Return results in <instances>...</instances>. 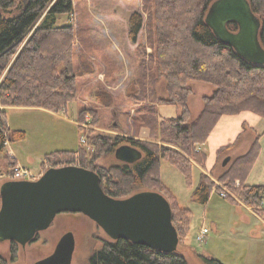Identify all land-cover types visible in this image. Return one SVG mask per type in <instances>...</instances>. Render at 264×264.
<instances>
[{
	"label": "trees",
	"instance_id": "1",
	"mask_svg": "<svg viewBox=\"0 0 264 264\" xmlns=\"http://www.w3.org/2000/svg\"><path fill=\"white\" fill-rule=\"evenodd\" d=\"M213 1L154 0L152 4L150 0L145 8L146 18L145 12L140 10H134L129 16L130 42L137 44L140 32L146 28L148 45L153 47L148 60L146 46L138 45L142 59L135 83L139 88L137 97H146L148 88L153 96L154 103L144 105L139 119L140 127L150 129L152 140L90 130L85 145L47 154V160L55 157L63 166L78 165L94 171L110 197L123 198L137 185L155 187L168 199L179 242L190 233L193 211L181 206L163 181L162 160L176 166L190 185L194 162L201 165L207 162V153L198 146L208 141L225 115L250 111L264 117V65L245 60L234 47L217 38L206 21ZM250 3L262 20L260 39L264 45V0H250ZM74 8L73 0H0V154L5 153L4 157L11 162L6 168L13 174L18 161L6 151L7 143L24 139L27 133L10 128L6 106L43 107L60 112L78 97V72L74 61L76 28L71 22H61L62 17L73 14ZM229 28L237 30L238 25L232 22ZM153 67L156 73H152ZM160 78L167 80L166 97L156 92ZM191 81L214 86L212 95L204 96L205 105L198 116L192 115L188 103ZM166 104L180 105L178 117L160 119L159 105ZM96 111L81 110L80 118L84 119L86 113L96 118ZM92 123L97 125V118ZM261 136L260 133L248 153L236 159L221 181L234 184L240 180L239 187L234 188L239 200L228 198L235 204L244 202L264 219V184L246 183L261 149ZM156 139L163 143L155 142ZM127 143L143 151V157L133 163L120 161L109 167L99 163L102 156H115V150ZM234 144L219 147L218 156ZM198 185L192 197L205 205L216 184L203 173ZM1 205L0 192V208ZM102 246V250L91 256L89 264H189L187 256L179 249L159 250L128 238L105 240ZM12 251L16 259L18 243L13 244ZM200 257L203 264H225L212 255L200 254ZM0 264L6 262L0 261Z\"/></svg>",
	"mask_w": 264,
	"mask_h": 264
},
{
	"label": "rangeland",
	"instance_id": "2",
	"mask_svg": "<svg viewBox=\"0 0 264 264\" xmlns=\"http://www.w3.org/2000/svg\"><path fill=\"white\" fill-rule=\"evenodd\" d=\"M148 1L150 2V0H73L75 3L73 14L69 17H62L61 22H71L76 28L74 61H76L78 72V97L68 103L70 104L69 111L67 106L60 112H52L43 107L15 105L11 106L13 108H7L9 106H6L7 122L10 128L24 130L27 133L26 138L9 142L12 154L6 147V151L11 157L18 158V163L21 166L30 169L36 175L40 174L43 162L48 159L47 154L63 149L75 150L85 145L86 143L81 139H87L90 130L114 136L119 134L130 137L138 135L142 140H152L150 131L147 135L143 132L139 125V119L144 105L154 103L151 100L153 96L148 88L149 94L146 97L144 96L142 99L140 96L137 97L136 92L139 88L135 83L139 76L138 66L142 59L141 49L138 50V45L146 46L148 60L153 52V47L148 45L146 28L140 32L139 40L133 46L128 35L129 16L134 10H140L145 12L146 18L148 13L145 8H147ZM153 2L154 0H151L152 4ZM115 12L118 14L115 15ZM155 71L156 69L153 67L152 73H156ZM121 76L128 79L125 81V85H120L118 82ZM190 83L196 99L200 91L193 86L192 81ZM166 84L167 80L164 78H160L156 84L157 88L163 89L160 91L162 94L166 93ZM167 95L168 93L165 94V96ZM178 108L180 105H162L161 113L164 117H176L179 113ZM85 109L88 111L97 110V125L92 123L96 119L92 113H86L84 119L80 118L81 110ZM248 114L254 115L252 112H248ZM248 114L238 118L237 124L240 125L238 128H248L243 125V122L247 121L255 125L262 136L259 141L261 149L257 161L250 170L246 181L249 184H263L264 117L254 115L260 118V122H257L252 120ZM67 118L76 119L78 124ZM228 118L225 117L221 126L215 130L213 137L206 142L209 143L207 149L210 163L206 162L201 165L194 162L193 178L190 185L187 184L185 175L176 166L162 160L163 181L177 197L179 204L191 208L193 211L189 235L183 242H181L182 240L176 241L178 249L187 256L189 264H203L200 254L212 255L221 259L225 264H242L244 260L247 262L245 264H264V219L262 217L259 219L253 213L251 214L246 207L238 206L245 204L244 202L240 201V204H235L229 198L219 195V191L223 187L231 186L234 192V188L240 185V180L234 184H226L221 181V177L226 174L237 158H232L229 155L230 149H228L217 157L215 167L211 168L215 156L218 155L213 152L214 146L220 140L216 134L222 127L229 124L227 123ZM232 133L234 134V130ZM154 141L162 142L160 139ZM165 144L174 147L172 144ZM4 155L5 153L0 154V185L22 180L19 177H12L11 170L6 168L11 162L9 163ZM227 156H230V161L225 167L223 162ZM54 160H56L55 157L53 163H55ZM57 162L58 165L63 163L59 160ZM119 162L120 160L114 154L102 156L99 159V163L106 167ZM197 165L205 171L202 172ZM203 173L208 174L217 187V190L214 188L210 200L205 205L192 197L194 190L199 186ZM232 195H229L231 199L239 200L235 192ZM147 198L161 204L168 203L167 197L161 191L148 184L137 185L131 194L118 199L135 201ZM66 212L68 217L60 214L55 216L56 219L64 217V221L58 224V228L44 230L42 238L38 242L33 241L25 244L18 242L19 251L16 259L13 258L12 246L17 242H13L10 238L11 229L7 227L5 216L0 212V261L6 262V264H35L41 259L50 258L54 264H89L91 256L102 250L103 242L112 239V237L104 225L92 214L82 211ZM206 227L208 228L206 234L202 238H198L201 230ZM45 238H48L47 242H45ZM72 241L73 243H71Z\"/></svg>",
	"mask_w": 264,
	"mask_h": 264
},
{
	"label": "water",
	"instance_id": "3",
	"mask_svg": "<svg viewBox=\"0 0 264 264\" xmlns=\"http://www.w3.org/2000/svg\"><path fill=\"white\" fill-rule=\"evenodd\" d=\"M208 9L206 21L217 38L234 47L245 60L264 65V45L260 39L262 20L250 0H215ZM232 22L238 25L237 30L229 28ZM115 152L121 162L127 163L141 159L144 154L128 143ZM229 161L227 156L223 164ZM0 192V212L11 229L10 238L17 243H28L37 231L50 227L58 212L82 211L95 216L112 239L128 238L170 252L178 249L179 237L169 202L161 204L148 198L122 201L110 197L102 187L100 176L89 169L52 167L39 180L7 183L1 186ZM35 264H54V261L44 258Z\"/></svg>",
	"mask_w": 264,
	"mask_h": 264
},
{
	"label": "crops",
	"instance_id": "4",
	"mask_svg": "<svg viewBox=\"0 0 264 264\" xmlns=\"http://www.w3.org/2000/svg\"><path fill=\"white\" fill-rule=\"evenodd\" d=\"M132 46H133V44H132ZM134 49H135V46H134ZM135 51H136V49H135ZM126 80H128V79H124L121 76L120 77V80L118 82L120 83V85H125V81ZM192 82H193V86H195V87H197L199 89L200 94L195 99L194 98L195 95H193L194 92H192L193 91V89H192V91H191L192 93L190 95V98H189V102L188 103L190 105V109H191L192 115L198 116V114L202 111V109L204 108V105H205V103L203 102L204 96H206V95H212V93L214 92V87L211 86L210 84L205 83V82H202V81H200V82L192 81ZM190 84H192V83H190ZM190 87L192 88L191 85H190ZM159 88H157V86H156V92L159 93V94L158 93L157 94L160 97H166L165 94L168 93L167 90H166V93L165 94H162L160 91L163 90V89H159ZM165 89H166V86H165ZM69 105L70 104H68L67 107H66L68 109V111H69V108H68ZM7 108H13V107L9 106ZM161 109H162V105H159L158 115L160 116V119L166 120L167 118H175V117H168V116L167 117H164V115H162V113H161L162 112ZM178 110H179L178 111L179 112L178 115H179L180 112H181V107L178 108ZM248 112H250V111H248ZM248 112L245 111V112H242L241 114H236L235 116H233V115H230V116L225 115L220 120V122L216 125L217 127L214 129L213 133L210 135L209 138L213 137L215 130L219 126H221L220 124L223 122V120H225V117H229L228 120H227V123H229V124H226L225 127H222L221 130L219 132H217L216 136L220 140H219L218 144H216L214 146V151H213L214 154L215 153L217 154V151H218V148L219 147L225 146L226 144H229V143H235L230 148V151H229L230 152L229 155H231L232 158H235L236 159L239 156L245 155L246 153L249 152V149L251 148L250 146L256 140V138L258 137V135L261 132H259V130L255 127V125H253L252 123L247 122V121H244L243 122V125L247 126L248 128H244V129L238 128V127H240V125L238 126V124H237L238 123V118L240 116H243L245 114H248ZM178 115L176 117H178ZM248 115L250 116V118L252 120H255L257 122H260V120H259L260 118H257L256 116H254V115H257V114L254 113V115H252V114H248ZM257 116H259V115H257ZM261 117H263V116H261ZM236 118H237V121H236ZM67 119L70 120V121H72V122L74 120V122L76 124H78V122H77L76 119H73V120L72 119H69V118H67ZM256 119H258V120H256ZM141 128H142L143 132H145V135H147L149 133V131H150V129L148 127H141ZM234 128H236V129H234ZM238 129H240V130L238 131ZM233 130H234V134L232 133ZM261 135H262V133H261ZM132 136H135L136 138L141 139V137H139L138 135H132ZM144 137L146 138V136H144ZM224 139H226V140H224ZM207 145H209V143H204L203 145H199V148H200V150L205 151L207 153V164H209L210 163V155H209V152H208V149H207ZM7 148H9L10 154H12V150L10 148L9 142L7 143ZM13 157H15V159L18 161V158L16 156H13ZM217 157H218V155L215 156V159L213 160V163H212L211 168H214L215 167V165L217 163V161H216L217 160ZM18 166L24 167V166H21L20 163H18ZM223 166L226 167L227 165H224L223 164ZM198 167L200 168V170L202 172L205 171V169H203L201 166H198ZM246 183H248V182L246 181ZM263 184H260V185H263ZM212 193H213V191H212ZM238 206L239 207L240 206L246 207L247 210H249V212L251 214L253 213L256 217H258L259 219H262L253 208H250L249 206H247L245 204H240ZM245 263H247L246 260H244L242 264H245Z\"/></svg>",
	"mask_w": 264,
	"mask_h": 264
},
{
	"label": "built area",
	"instance_id": "5",
	"mask_svg": "<svg viewBox=\"0 0 264 264\" xmlns=\"http://www.w3.org/2000/svg\"><path fill=\"white\" fill-rule=\"evenodd\" d=\"M82 142L86 143V139L83 138ZM55 163H53V161L47 165V167H50L52 165H55ZM12 177H15V178H22V179H33L35 177H37V175L35 173H33L30 169H27V168H24V167H17L15 173L13 174L12 173ZM239 184V183H238ZM234 192H233V189H231V186H228V187H223L221 191H219V194L222 196V197H228L229 195H232ZM233 196V195H232ZM201 234L198 235L199 237L198 238H202V236L204 234H206V232L208 231V228H203L201 230Z\"/></svg>",
	"mask_w": 264,
	"mask_h": 264
},
{
	"label": "flooded vegetation",
	"instance_id": "6",
	"mask_svg": "<svg viewBox=\"0 0 264 264\" xmlns=\"http://www.w3.org/2000/svg\"><path fill=\"white\" fill-rule=\"evenodd\" d=\"M64 213V214H63ZM67 213V212H66ZM66 213L65 212H58V214H60V215H66ZM57 214V215H58ZM59 215V216H60ZM64 217H68L67 215L66 216H64ZM64 217H61V218H54V221L51 223V226L50 227H47L46 229H49V228H52V229H54L55 227H57L58 228V224L59 223H62L64 220H63V218ZM46 229H43V230H41V231H37L36 233H35V235L33 236L34 238H32V240L30 241L31 243L33 242V241H35V242H38L39 241V239H41L42 238V233H43V231L44 230H46ZM48 241V238H45V242H47ZM29 242V243H30ZM41 260H43V259H41ZM40 260V261H41Z\"/></svg>",
	"mask_w": 264,
	"mask_h": 264
}]
</instances>
